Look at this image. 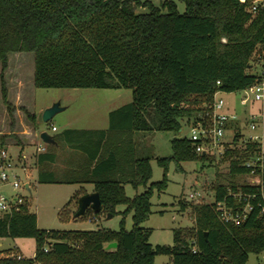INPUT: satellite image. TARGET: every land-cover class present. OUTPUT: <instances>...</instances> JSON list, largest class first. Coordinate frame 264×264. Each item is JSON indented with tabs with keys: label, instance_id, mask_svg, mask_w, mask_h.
<instances>
[{
	"label": "trees",
	"instance_id": "16d2710c",
	"mask_svg": "<svg viewBox=\"0 0 264 264\" xmlns=\"http://www.w3.org/2000/svg\"><path fill=\"white\" fill-rule=\"evenodd\" d=\"M181 1L184 13L173 1L155 6L142 0H0V96L9 110L3 71L15 52L34 53L37 88L132 90L133 101L109 113L107 129L55 134L56 144H47L36 163L41 184L94 185L102 210L89 209L91 214L114 217L118 206L126 205L123 214L133 213L134 220L132 230L125 228V219L118 231L41 230L26 200L20 210L0 214V239L33 238L35 256L19 260L0 251V264H156L158 255L170 256V264H248L251 254L264 253L259 200L240 226L225 224L217 212L220 201L245 205L230 191L259 194L258 186L247 183L216 185L214 202L193 206L194 225L174 230L171 246H153L152 230L142 226L152 214L153 196L168 189L171 162L184 171L185 162L212 158L197 154L189 138H174L173 155L157 160L164 168L162 181L151 183V158L143 155L137 135L178 133L183 119L206 111L217 90L250 88L257 79L249 72L253 56L257 49L264 51V12L253 15L239 0ZM235 129L223 155L233 178L252 171L249 159L262 157L264 163L261 145L240 146L242 134ZM63 147L83 155L80 167H52ZM257 171L264 180V170ZM125 185L145 191L130 198ZM114 242L118 246L107 249Z\"/></svg>",
	"mask_w": 264,
	"mask_h": 264
},
{
	"label": "rangeland",
	"instance_id": "374dc122",
	"mask_svg": "<svg viewBox=\"0 0 264 264\" xmlns=\"http://www.w3.org/2000/svg\"><path fill=\"white\" fill-rule=\"evenodd\" d=\"M150 1L160 6L164 1L177 4L180 13L186 11V4L181 0H142ZM148 8H138L137 12H148ZM257 62L252 60L250 73H256ZM34 53L15 52L8 56L7 67L4 69V82L8 91V105L0 96V131L5 144L15 151L14 161L17 168L12 174H17L21 183H31V191L20 188L15 191L9 184L0 183V192L7 196L20 193L27 197L30 211L38 217V227L41 230H97L106 228L120 230L123 219L125 228L132 230L134 226L133 213L124 215L126 205L118 206L119 214L108 219L105 213L95 216L88 211L86 216L75 218L79 209V199L86 190L93 191L92 184H41L38 182V165L34 151L41 143L40 134L44 131L52 135L60 134L67 129H106L109 125V112L133 101L131 89H98V88H37L34 85ZM219 98L227 102V106L238 114V122L233 124L241 131L240 146L251 134L248 129L253 115L264 114L261 104L253 101L249 91L219 93ZM55 103H60L65 110L59 112L46 123L43 120L44 111ZM35 115V120L29 117ZM259 119V118H258ZM257 119V120H258ZM194 119H183L180 132H149L139 133L140 150L144 156L151 158L153 177L151 183L160 182L164 176V168L158 164L159 158L173 155L172 140L185 138L191 134ZM232 125L227 139L232 140L235 129ZM55 126L57 131L52 127ZM259 132L263 134L262 151L264 153V127ZM233 143V141H231ZM230 143V144H231ZM228 144V145H230ZM48 147V145L46 144ZM25 151L29 158H18V151ZM28 150V151H27ZM224 154L211 155L212 160H195L183 163L184 171H177L174 162L170 163L168 189L156 193L152 198V214L142 226L152 230L150 243L153 246L174 243V230L192 227L195 223L194 205L213 203L215 187L219 183L229 184L235 181L245 184L252 175H242L233 178L229 174L228 158ZM64 157L60 156L58 164L53 165L57 171H64ZM249 162L257 159H249ZM254 178H258L256 175ZM81 186V188H80ZM86 189H85V188ZM145 191L144 188L134 189L126 186L127 195L134 198ZM86 194V193H85ZM191 194H200L192 200ZM84 195V194H83ZM0 251L23 254L26 258H34L36 241L33 238H1ZM171 257L158 255L156 264H169ZM264 253L256 256L251 254L248 264H263Z\"/></svg>",
	"mask_w": 264,
	"mask_h": 264
},
{
	"label": "built area",
	"instance_id": "2783aa9c",
	"mask_svg": "<svg viewBox=\"0 0 264 264\" xmlns=\"http://www.w3.org/2000/svg\"><path fill=\"white\" fill-rule=\"evenodd\" d=\"M239 1L245 6L247 11L253 15L264 12V0ZM224 41L226 40L224 39ZM253 60L257 62V70L256 73H254L257 76V79L253 86L244 91H249L253 95V101L261 104L264 108V51L257 49L253 56ZM217 84L220 85L221 82L218 81ZM219 93L225 92L217 90L214 94L213 103L207 107L206 111L200 113L197 118H192L194 119V122L191 127V134L188 138L191 140L193 148L197 154H224L229 146L228 144L234 139L235 135L232 140L227 139V137L232 129V125L238 122L239 117L235 111L227 106V102L223 98L217 96ZM251 119L252 120L248 126L251 134L247 137L246 142L259 144L262 148L263 134L259 132V129L261 125L264 127V114L253 115ZM233 127L235 129L234 125ZM52 129L57 131L55 126H53ZM236 131L237 130L235 129V133ZM2 134L3 133L0 131V183H10L15 191L20 188L31 191V183L26 182L22 184L20 177L17 174H12L17 168V165L9 147L2 139ZM46 150V143L41 141L37 147V153H44ZM246 166L252 168V171L248 174L249 176L252 175V179H250L247 184L258 186L260 192L259 194H243L241 192L236 193L230 191V195L233 196L236 201L246 202L243 207H237V203L231 204L226 201L218 202V216L220 220L227 225L240 226L244 223L255 210L256 206L253 201L257 200H259L257 201V206L260 209V214L261 216H264V180L262 174L257 173L258 168L262 172L264 170L262 157L257 158V161L254 162L248 161ZM256 175L258 178H254ZM197 195L200 194H191L190 197L194 200ZM26 200L27 197L20 193H16L9 197L0 192V214H11L15 210H20L21 207L25 205ZM45 250L48 251V248ZM194 252H196V250ZM9 255L13 257L15 256L19 260L26 259L24 255L18 253H11Z\"/></svg>",
	"mask_w": 264,
	"mask_h": 264
},
{
	"label": "water",
	"instance_id": "95a60500",
	"mask_svg": "<svg viewBox=\"0 0 264 264\" xmlns=\"http://www.w3.org/2000/svg\"><path fill=\"white\" fill-rule=\"evenodd\" d=\"M63 110H65V108L61 107L60 103L53 104L51 107L47 108L44 111V114H43L44 122L49 123L55 117L56 114H58L59 112ZM40 138L44 143L48 145L56 144V141L54 140L53 135L47 131L42 132L40 134ZM89 209L94 210L95 212H100L102 210L101 197L98 192L86 193L81 196V198L79 199V209L75 213V218L85 216ZM111 218H112V215L109 213L108 219H111ZM117 246L118 244L115 242L110 243L107 246V249L116 248Z\"/></svg>",
	"mask_w": 264,
	"mask_h": 264
},
{
	"label": "crops",
	"instance_id": "0c3cea01",
	"mask_svg": "<svg viewBox=\"0 0 264 264\" xmlns=\"http://www.w3.org/2000/svg\"><path fill=\"white\" fill-rule=\"evenodd\" d=\"M110 113V112H109ZM108 127H109V125H108ZM107 127V128H108ZM106 128V129H107ZM85 130H101V129H85ZM137 141H138V143H139V139L137 138ZM38 147V146H37ZM46 148H47V150H48V147L46 146ZM10 149V148H9ZM46 150V151H47ZM10 151H11V153H12V155L14 156V154H15V151L14 150H12V149H10ZM26 151V150H25ZM25 151H22V150H20V151H18V152H16V156H17V160H19L20 158H22L23 159V161L24 160H26V159H28L30 156H29V154H25ZM28 151V150H27ZM57 154H58V158H57V162L54 164V165H56V164H58V161H59V159H60V156H62V157H64V159H63V161H62V165H63V167H64V169H67V170H71V169H77L78 167H80V165L83 163V159H84V157H83V155L81 154V153H79L78 151H74V150H72V149H69V148H67V147H63V148H59L57 151ZM33 156H35L36 157V162H37V156H38V153H37V150H35L34 151V155ZM19 158V159H18ZM37 164V163H36ZM79 185H83V184H79ZM2 186V185H1ZM0 186V187H1ZM126 186L127 185H125V188H126ZM80 188H81V186H80ZM85 188V187H84ZM86 189V188H85ZM92 192H94V190L93 191H87L86 190V193H92ZM21 254V253H20ZM23 255V254H22ZM170 264V263H169Z\"/></svg>",
	"mask_w": 264,
	"mask_h": 264
}]
</instances>
